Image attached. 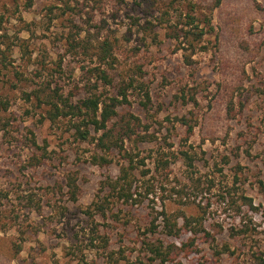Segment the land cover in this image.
<instances>
[{
	"label": "rangeland",
	"instance_id": "1",
	"mask_svg": "<svg viewBox=\"0 0 264 264\" xmlns=\"http://www.w3.org/2000/svg\"><path fill=\"white\" fill-rule=\"evenodd\" d=\"M190 1L214 27L195 51L167 30L185 1L0 0V264H263L264 0ZM103 39L116 45V82L136 77L151 94L145 107V90L131 88L120 116L140 117L139 132L149 125L154 138L126 141L109 165L93 163L95 143L78 141L68 118L51 122L35 99L48 79L84 94L91 69L106 68L95 54ZM189 91L197 103L182 97ZM181 151L196 158L192 167ZM130 163L126 201L105 182ZM163 211L200 217L209 235L185 247L184 219L179 237L167 235ZM227 243L235 253L218 254Z\"/></svg>",
	"mask_w": 264,
	"mask_h": 264
},
{
	"label": "trees",
	"instance_id": "2",
	"mask_svg": "<svg viewBox=\"0 0 264 264\" xmlns=\"http://www.w3.org/2000/svg\"><path fill=\"white\" fill-rule=\"evenodd\" d=\"M33 1L27 0L28 8L31 7ZM184 1L188 2V10L184 13L177 14V22L168 25L167 30L171 37L180 42V48L185 49L191 47L195 51L200 46L204 36L213 30L212 17L207 11H202L198 15L195 5L190 0H171V4L173 6L176 3L179 4ZM219 1L217 0L218 3ZM151 29V22L147 21V25L144 27L145 34L149 31V34L152 36L153 31ZM157 36V33H154L152 40H156ZM1 44L2 41H0V64L3 67H7V56L4 50L1 49ZM71 46L74 49L79 48L80 43H77L76 37H74ZM115 46V43L109 39H103L99 42L95 54L99 58L100 63L105 64L106 68L98 65L91 69L90 72L93 77H90L84 84V94L77 92L66 95L59 79L45 80L41 87L35 91V99H37L38 104L49 107L46 109V117L51 122L56 123L61 118H68L71 123V128L74 130L73 134L78 141H91L95 143L96 152L92 155V161L100 165H109L112 162V158L108 154L115 150L122 152L126 148L125 143L128 140H132L137 145L140 142L152 141L154 139L153 135L149 133V125H145L144 127V132L146 133L142 134L139 132L138 129L142 125L140 117L133 113H128L122 117L120 116V107L130 102L129 90L131 88L145 90V99L141 101V104L145 107L151 102V94L149 89L144 88L143 81L136 79V77L129 78L128 80L123 78L119 82H116V77L109 70L110 67L114 66V61L116 60ZM185 60L190 66L194 63L190 55L185 54ZM107 87L117 90V92L111 93L105 91L104 88ZM182 97L184 99L187 97L189 101H193L194 103L198 102L197 95L192 92L190 93V91L187 94L183 93ZM177 120L187 127L188 134L193 133L195 124L192 123L191 119L187 116H182L177 118ZM34 144L37 143L34 141ZM125 152L129 154L127 150ZM181 154L188 166L192 167L196 158L189 151H181ZM38 162L40 164L42 162L41 159H38ZM131 162H133L132 158ZM130 164L129 166L122 165L120 175L114 179L108 178L105 182V187L109 188L112 196L125 198L126 201L134 196L131 174L132 170L137 167L132 163ZM67 184L69 198L76 201L79 192L77 178L69 176ZM245 198L248 200V197ZM249 200L252 205L251 199ZM98 210H100V207H98ZM86 212L88 213L89 211ZM161 214H163L165 220L164 226L166 234L176 237H179L183 228L179 226L178 220L180 218L184 219V229L192 235L189 238L190 241L187 240L184 243L185 247H192L195 244V237L200 232H206L200 217H189L184 212L168 215L166 211H163ZM206 234L209 235L208 232ZM226 252H230L231 254L235 253L234 249L231 250V245L228 243L223 245L222 249L217 250L218 254H224ZM262 256L260 255L257 258L262 260L264 264V258Z\"/></svg>",
	"mask_w": 264,
	"mask_h": 264
}]
</instances>
